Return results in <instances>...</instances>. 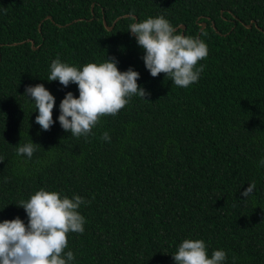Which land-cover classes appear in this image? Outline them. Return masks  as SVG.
<instances>
[{
    "label": "trees",
    "instance_id": "obj_1",
    "mask_svg": "<svg viewBox=\"0 0 264 264\" xmlns=\"http://www.w3.org/2000/svg\"><path fill=\"white\" fill-rule=\"evenodd\" d=\"M156 15L208 45L187 88L151 76L128 31ZM104 19L116 20L111 30ZM57 56L77 65L114 57L140 73L145 99L102 116L87 138L58 121L42 130L26 86L52 92L54 120L66 92L78 95L74 83L46 80ZM30 139L41 146L25 161L15 145ZM0 157V221L27 223L16 203L40 187L89 201L85 231L68 233L74 264H174L189 236L209 254L224 249L225 264H264V0H0Z\"/></svg>",
    "mask_w": 264,
    "mask_h": 264
},
{
    "label": "clouds",
    "instance_id": "obj_2",
    "mask_svg": "<svg viewBox=\"0 0 264 264\" xmlns=\"http://www.w3.org/2000/svg\"><path fill=\"white\" fill-rule=\"evenodd\" d=\"M128 31L143 50L144 66L151 76L164 73L172 84L182 88L199 80L205 65L198 62L208 55V45L200 36L183 34L164 15L134 20L129 23ZM139 76L131 66L120 70L114 57L77 65L57 56L49 64L46 80L58 81L64 87L74 83L78 95L66 92L60 100L56 120L53 119L56 97L44 84L26 86L23 95L38 112L35 122L42 130H49L58 121L71 136L87 138L94 134L92 129L102 116H115L133 96L145 99L146 90L137 82ZM101 139L110 141L109 133L103 132ZM37 146L41 145L31 139L19 143L15 145L16 155L30 160ZM258 164L264 167V157ZM253 188L254 185L248 186L242 195L247 197ZM88 203L76 193L69 196L47 187H40L27 199H21L16 204L23 207L27 223L19 216L0 221V264H74V252L65 251L68 233L85 231L86 217L80 208ZM171 255L174 264H225L227 260L224 249H213L209 254L206 242L191 236L182 239Z\"/></svg>",
    "mask_w": 264,
    "mask_h": 264
},
{
    "label": "water",
    "instance_id": "obj_3",
    "mask_svg": "<svg viewBox=\"0 0 264 264\" xmlns=\"http://www.w3.org/2000/svg\"><path fill=\"white\" fill-rule=\"evenodd\" d=\"M47 18H51L52 19V15H48ZM116 20L114 21V23L112 25H108L107 21L104 19V24L105 26L111 30L113 27H114V24H115ZM252 22H254V20H252L249 24H246V26H252ZM202 24V27H205L206 26V23L205 22H201ZM177 28H182V29H185L186 28V25L185 24H180L179 26H177ZM182 33L184 34V30L182 31ZM31 43H32V46L34 48H36L37 46H35V41L32 39L31 40Z\"/></svg>",
    "mask_w": 264,
    "mask_h": 264
}]
</instances>
